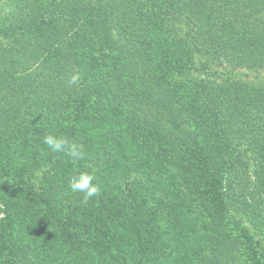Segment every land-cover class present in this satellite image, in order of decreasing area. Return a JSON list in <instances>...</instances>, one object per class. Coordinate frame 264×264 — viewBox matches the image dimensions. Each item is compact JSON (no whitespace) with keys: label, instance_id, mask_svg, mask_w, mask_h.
I'll return each mask as SVG.
<instances>
[{"label":"trees","instance_id":"1","mask_svg":"<svg viewBox=\"0 0 264 264\" xmlns=\"http://www.w3.org/2000/svg\"><path fill=\"white\" fill-rule=\"evenodd\" d=\"M225 2L0 0V178L14 172L24 184L40 153L51 157L43 162L57 163L39 195L40 210L33 199L28 203L22 186L5 200L0 181L4 264H143L144 253L164 243L165 230L172 264H195L191 252L196 257L206 230L218 232L212 253L222 247L226 214L252 208L249 165L245 154L231 152L227 130H221L229 116L208 104L218 85H196L193 97L188 85L169 87L164 71L185 67L193 55L191 41L202 53V44L222 40L223 30L236 29L230 34L238 41L250 36L235 20L241 16L223 8ZM7 5L13 9L6 11ZM246 15L262 29L260 17ZM179 24L187 26L183 35ZM24 106L26 122L15 115ZM154 112L173 118L177 146L160 135L161 122L149 114ZM24 123L40 130L31 135ZM186 126L192 131L183 133L182 141L180 129ZM46 134L83 145L85 158L74 162L66 153L51 152L42 143ZM113 143L153 177L148 178L149 202L163 186L152 211L125 204L128 197L117 187L125 158L105 156ZM255 155L264 164V150ZM89 156L100 161L102 171L94 180L100 196L85 204L83 194L72 193L68 185ZM250 258L251 264H264L259 251Z\"/></svg>","mask_w":264,"mask_h":264},{"label":"rangeland","instance_id":"2","mask_svg":"<svg viewBox=\"0 0 264 264\" xmlns=\"http://www.w3.org/2000/svg\"><path fill=\"white\" fill-rule=\"evenodd\" d=\"M226 1L225 4L223 3V8L226 5V8H230L236 15L242 17H237L235 20L245 29L244 32L249 33L250 36L238 41V39H235L230 34V32L233 33L236 29L232 28L233 31L229 30V32L223 30L222 40L213 41V43L206 41L208 44H202L203 51H200L202 53L194 51L195 45L191 41L188 48L192 49L193 55L192 58L187 60L185 67L179 72L172 69L164 71V79L169 84V87L171 85L178 89L179 86L184 87L188 85V91L193 92V97H195L193 88L196 85L198 86L201 83L207 87L218 85L213 87L217 91H214V93L211 92L210 97H208V104L213 111L221 116H229V118L223 119L226 123L221 130H227L225 139L227 137L226 141L231 146L229 148L231 152L239 156L240 154H245L249 165L247 168V172L249 173L247 193L251 199L247 198L249 200L247 202L252 208L250 210L248 208V211L240 208V213L232 211L226 214L222 247L215 254L212 253L211 246L218 232L213 234V229L206 230L205 240L198 250L202 254L199 255L196 252V257H194V252H191L193 253L192 259L195 264L197 263V259H199V264H251L250 253L253 250L259 251L264 263V164H259L258 158L255 155L260 149L264 150V0H261V2L258 0ZM215 5L217 6V3ZM8 8L11 10L13 6H4L6 11H8ZM218 9L220 12V8ZM247 13H252L255 17L262 19V29H256V25L251 24L252 20H249L250 16L246 15ZM243 14L246 15L245 18H243ZM171 27L176 33L175 24L172 25L171 23ZM186 27L185 24H179L177 31L183 35L187 30ZM4 43H7V41H4ZM80 69L81 67L78 68L79 73H81ZM58 73L65 72L64 70H60ZM29 92L28 89H25L24 95L28 96L30 94ZM196 101L194 99L193 103ZM225 101H227L226 104ZM24 110L25 106L19 114L15 115H22L20 121L25 120L26 122L29 117L25 116L26 113ZM91 111L93 112L94 110L89 109V112ZM149 114L153 119L161 122L162 131L160 135L166 139V142L173 147L177 146L179 143L176 142V135L179 127L176 126L175 128L173 118H168L164 114H161V116L156 115V112ZM21 127L25 128V130L29 129L31 135H35L34 132L40 130L29 123H24ZM187 131L191 132L192 129L187 126L180 129L182 141L185 139L182 135ZM24 136L23 139H25ZM179 139L177 137V141ZM185 143L187 144L184 145L182 151L187 152L185 149L188 148L185 147L188 146V141ZM124 153L125 147L113 143L111 151L106 153L105 156L109 159H111V156H122L125 158V165L127 163V166L123 167H125L126 172L117 177L119 183L117 187L124 190L128 197V202L125 201V204L136 205L143 207L145 211H152L156 207L155 199L159 200V193L164 188L160 186L157 189V195L155 197L153 196V199L149 202V196L147 197V188L149 187L148 178L153 177L149 176L147 172H142L134 160H129V162L128 157ZM103 154H105L104 151ZM46 159L47 161L51 159L50 155L46 153L43 156L40 153L38 156L39 165H34L33 171L30 173L31 177L25 180L24 184L19 182V177L16 178L14 172L7 174L8 176L2 173L4 175H1L0 181L3 186V192L7 195L3 198L6 200L14 197L12 194L13 189L22 186L25 194L28 196V203L33 199L34 204H37L36 207L38 210L44 207L39 195L44 193V186L50 178L52 171H55L57 167L56 159L43 162ZM35 160H37V157H35ZM35 160L33 159L32 162H35ZM99 164V159L89 156L87 160H84L82 168L85 172L94 175L96 180V173L102 171ZM11 171L13 170L11 169ZM0 191L2 192V187ZM97 196H100V193ZM254 210H256L258 215L251 216L250 213ZM163 215L162 217L165 219L166 215ZM0 217L3 218L4 215L0 214ZM166 232L167 230H165V240H163L164 243L162 245L158 244L153 246L154 248L151 249L149 254L144 253L143 258H141L143 264H172L168 259L172 257L173 252L167 245L169 241H166L168 240L166 239L168 236ZM249 241L251 242L250 246L248 245ZM192 244L193 241L191 239L190 245ZM0 264L4 263L0 260Z\"/></svg>","mask_w":264,"mask_h":264},{"label":"clouds","instance_id":"3","mask_svg":"<svg viewBox=\"0 0 264 264\" xmlns=\"http://www.w3.org/2000/svg\"><path fill=\"white\" fill-rule=\"evenodd\" d=\"M77 78L73 77L72 83H76ZM42 143L53 153H66L74 162L85 158L83 145L70 142L66 137H57L52 134H46ZM95 176L88 172H79L74 175L69 182V190L72 193H82L83 203L97 196L100 192L99 186L94 183Z\"/></svg>","mask_w":264,"mask_h":264}]
</instances>
